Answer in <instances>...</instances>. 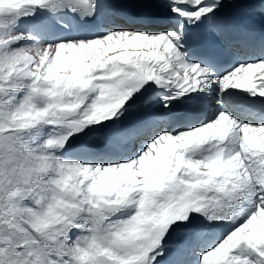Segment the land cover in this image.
<instances>
[{
  "label": "snow or ice",
  "instance_id": "6c2138e0",
  "mask_svg": "<svg viewBox=\"0 0 264 264\" xmlns=\"http://www.w3.org/2000/svg\"><path fill=\"white\" fill-rule=\"evenodd\" d=\"M0 264H264V0H0Z\"/></svg>",
  "mask_w": 264,
  "mask_h": 264
},
{
  "label": "bare ground",
  "instance_id": "6f19581e",
  "mask_svg": "<svg viewBox=\"0 0 264 264\" xmlns=\"http://www.w3.org/2000/svg\"><path fill=\"white\" fill-rule=\"evenodd\" d=\"M257 32H258V34H259V26L257 27ZM259 75H261V71H260L259 69H257V70H255V71L252 73V75H251V79H252V80H256L257 77H258ZM244 95H247V94H244ZM249 99H252V98L249 97Z\"/></svg>",
  "mask_w": 264,
  "mask_h": 264
}]
</instances>
